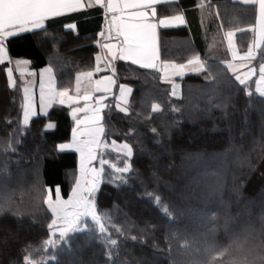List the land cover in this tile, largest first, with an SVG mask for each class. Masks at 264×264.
Masks as SVG:
<instances>
[{"label": "trees", "instance_id": "1", "mask_svg": "<svg viewBox=\"0 0 264 264\" xmlns=\"http://www.w3.org/2000/svg\"><path fill=\"white\" fill-rule=\"evenodd\" d=\"M162 9L158 15H171V10ZM77 17L78 35L65 32L64 19L49 21L47 33L12 39L9 58L28 60L35 71L51 67L57 89L72 91L75 77L95 68L101 24L96 12ZM254 18L251 6L224 1L218 8L222 29L236 31L239 52L249 47ZM194 50L198 54L187 28L160 30L162 62H186ZM263 57L264 44L255 63ZM207 62L213 73L224 66ZM115 68L116 86L133 91L128 115L117 111L114 95L106 102L111 112L108 107L102 112L108 145L101 150L108 161L104 171L113 182L101 185L97 214L107 231L100 233L86 217L81 230L69 233L66 241L58 235L48 252H33L34 264L46 256L48 264H264V97L253 83L247 89L251 96L239 91L226 70L231 84L190 74L174 80L173 96L172 85L159 72L123 61L115 62ZM14 78L17 89L9 86L6 68L0 65V207L10 204L16 218L23 220V230L0 235V264H23L25 247H44L51 223L45 188L59 185L66 199L78 171L76 153L57 151L70 139V109L54 105L46 116L33 118L26 132L17 131L22 127V91ZM153 105L160 111L153 112ZM47 123L54 127L45 133ZM113 141L116 147L130 141L133 159L138 156L152 167L125 174L126 183H121L112 166L121 167L124 157L114 150ZM152 172L155 176L149 179ZM210 185L215 194L206 198ZM211 216L216 219L210 222Z\"/></svg>", "mask_w": 264, "mask_h": 264}, {"label": "snow or ice", "instance_id": "2", "mask_svg": "<svg viewBox=\"0 0 264 264\" xmlns=\"http://www.w3.org/2000/svg\"><path fill=\"white\" fill-rule=\"evenodd\" d=\"M164 0H14L16 5L21 7H12L0 14V65L7 69L6 75L8 83L11 88L17 89V81L13 77V69L7 67L11 64L9 58L8 43L23 34L47 33L49 31L48 21L63 17L67 14H76L88 9H95L103 17L104 27L98 32L101 39L96 41V47L107 50L106 54H96L95 71H101V63H104L105 69L110 70L113 76L116 73L114 61H125L131 65H135L140 69L153 70L162 73V80L165 83L172 84V95L176 96L175 77L183 79L186 75H201L204 74V79L210 78L220 80L223 79L231 84L232 81L225 75V70L232 74L234 81L240 86L239 91L245 92L246 95L251 96L248 91V83L252 76L255 75L256 69L250 68L247 73L241 74L240 65L234 63L235 60L241 61L254 60L255 51L260 44L264 42L253 43L252 47L244 56H239L233 48L232 31L226 32L228 47L232 52V60L224 62L222 69L212 72L206 59L197 54L194 50L186 62H162L160 51V30H169L177 27L187 25V21L183 14H173L171 16L161 17L158 15V6ZM241 3L247 5L250 0H240ZM264 3V0H261ZM203 7V5H201ZM178 12H182L179 7ZM65 32H73L78 35L77 24L74 21H68L61 25ZM115 41V43H111ZM111 57V59H109ZM17 68L21 64L27 65L28 61H17ZM247 67V65H244ZM44 73H51V68H46L41 76L40 84V113L45 116L47 113L43 112L45 107L55 103L57 100L61 105L66 103L65 98L68 97L67 91L57 92L54 82L49 76L48 90L45 91L43 83ZM34 73L29 72L28 75ZM93 72L84 73V77L91 79ZM25 73L20 71V76ZM81 76L76 77L77 88L79 93ZM115 81L112 76H106L103 80L97 81V90L103 91L105 94L111 90ZM103 86V87H101ZM22 102L20 105L22 112V127L18 128L19 132H26L30 127V122L33 118L38 116L35 107V100L30 83L25 81L22 84ZM257 92L264 97V64L259 68V81L257 83ZM132 88L125 85L119 87V97L115 105L117 111L128 115L130 109L128 107V98L131 96ZM83 99L87 102L92 99L89 95H84ZM105 96H101L96 100L95 105H86L84 108H77L71 112L72 118L76 127L72 132V139L70 143H60L57 146L58 152H64L66 149H73L79 154V172L80 179L76 181L75 188L72 189L71 196L67 204L61 200L60 186H55L54 190L50 187L45 188L46 198L44 203L47 205L51 213V223L48 224L49 239H46L43 244L44 247L37 249L31 245L25 247L23 264H34L35 257L32 253L35 252L40 255L41 252H48L50 247H55L57 240L55 237L57 233L62 242L66 241L69 233L81 230V224L84 218L90 217L98 226L100 233H105L107 229L101 222L100 216L97 214V194L101 191L103 183L112 184L111 175H105L104 166L108 163L105 159L102 149H107L108 145L104 141L105 127L102 123L104 117L101 113L105 107ZM153 112L160 111L158 105H153ZM178 111V109H174ZM83 112L85 116L83 119L78 117V113ZM51 123H47L43 131L46 133L53 129ZM153 133H157L156 128H152ZM135 134V130H133ZM153 139L159 143L157 136ZM112 147H116V142L113 141ZM119 153L124 157L123 165L121 167L112 166L115 171L120 173L121 183H126L125 174L133 172L139 173L140 168H144L147 172L152 165H148L147 161L141 160L138 156L134 160L135 155L134 146L131 142H123L119 148ZM155 160V157H153ZM94 162H98L99 167L95 166ZM137 165V167H134ZM147 166V167H146ZM155 176V172L151 173L149 179ZM54 195V200H53ZM143 198V197H141ZM157 199H159L157 195ZM73 208L74 211L69 212L68 209ZM212 211L211 209L209 210ZM12 213L13 218L8 219V214ZM16 213L12 210L11 205L0 207V235H9L14 231L17 235L23 230V220L16 218ZM215 216L210 217V222L215 220ZM210 230L214 228L210 227ZM136 239V237H132ZM110 243L116 245L117 241L111 239ZM237 243L238 241H234ZM54 255L52 259H54ZM36 264H48L47 256L36 261Z\"/></svg>", "mask_w": 264, "mask_h": 264}, {"label": "crops", "instance_id": "3", "mask_svg": "<svg viewBox=\"0 0 264 264\" xmlns=\"http://www.w3.org/2000/svg\"><path fill=\"white\" fill-rule=\"evenodd\" d=\"M182 1H184V0H164V2L158 6L157 10L160 11L161 7H162L163 8L162 10H164L163 11L164 13H166L165 9H167V10L172 11V12L170 11L171 15L183 14L185 16V19L187 21V25L183 26V27L187 28V30L189 32V36L191 38V41L193 42L195 47L198 49V54L201 55L202 58L208 59V61L209 60L219 61L223 64H224V62L232 60V52L228 47L227 38H226V32H228V31H225L222 29V27L220 26V22L218 20V8L224 3V1H230L232 3H237V4L242 5V6H251V7L255 8L254 23L249 28V32L251 35V41L249 43L248 49L245 52H239L237 50V46L235 43L236 31H232L234 33L233 48L238 53V55L244 56L249 51V49L252 47L253 43L258 44L260 42H264V3H262L261 0H250V2L247 5L241 3L240 0H189V2H187V4L180 5ZM173 4H178V7L183 11L178 12L176 10L178 7L174 8ZM201 5H203V7H201ZM21 6L22 5H16L14 3V0H0V14H3L6 10H8L12 7H21ZM94 12L98 13L97 10H95V9H88V10H85V11H82V12L76 13V14H67L63 17L56 18L55 20L64 19L62 22L63 24L71 20L77 24L78 23L77 19H75L73 17H77L80 15L81 16H91L92 14H94ZM171 15L163 14V15H161V17L171 16ZM99 17L101 18V24L99 26V29L97 30V34L104 27L103 17L100 14H99ZM50 21H53V20H50ZM177 28H181V27H177ZM77 29H78V26H77ZM97 34H96L97 40L101 39ZM114 42L115 41H112L111 43H114ZM262 47H263V44H260L257 47V49L254 53L255 57L257 56L258 52L262 49ZM106 52H107L106 49L103 50V52H102V50L99 48V52H98L99 54H106ZM109 59H111V57H109ZM11 61L12 62H11V64H8V67H11L13 69V77H15V76L18 77L19 82H20L21 87H22L24 79L20 76L21 70H20V68H17L16 62L17 61H24V60L20 59V60H11ZM117 61H120V60L114 61V65H115V62H117ZM123 62H125V61H123ZM234 63L236 65H240L239 71L241 74L247 73L250 68L256 69V73H255V75L252 76L249 83H253L254 89L257 92L256 88H257V83L259 81V68H260L261 64H264V57L258 63H255V59L250 60V61H241V60L237 59L234 61ZM245 64L247 65V67L244 66ZM21 66H24L26 70L27 69L32 70L30 68L31 65H30L29 61H28L27 65L21 64ZM101 66L104 67V63H101ZM46 68H51V67L47 66V67L41 68L37 71L33 70V72L35 73V75L33 76V87L36 90H39V93L35 94L38 116L39 115L45 116L43 113H40L38 104H39V100H40V84H41L40 73H42L44 71V69H46ZM95 68H96V65H95ZM95 68H94V70H92V72L94 74L90 80L85 78L84 75H81L82 73L77 75V76H81V80H80V84H79V88H80L79 93H77V91H76V88H77V83H76V77L77 76H76L75 81H74V88L72 89V91H67L68 97L65 98L66 103L64 105H61L60 103H53V104H50V106L47 108V111H46L47 114H48L49 110L54 105H60V106H63V107L70 109L69 114H70V117L74 123V126H73V129L71 131V135H70V139H69L68 143L71 142L72 132H73L74 128L76 127L75 122L72 118L71 112L76 110L78 107H81L86 102L83 99L84 95L91 96L92 99L89 100L88 102H90L94 105L96 103V100H98L101 96H105V101H104L105 105H106L107 100H109L113 95L115 97V103H117V101H118V97L120 94L119 93L120 85L116 86L117 83H116L115 75L113 76V73L108 69L96 72ZM6 71H7V69H6ZM83 73H86V72H83ZM159 73L161 74V77H162V73L161 72H159ZM49 76H51V78L54 82V86H55L56 91L57 92L61 91V90H58L56 87V79H55L54 72H53L52 68H51V73H44V75H43V83H44L45 91L47 92V90H48ZM106 76H112L115 83L112 86L111 90H109L105 94L103 91L97 90V81L103 80ZM177 78H180V77H175L174 80ZM85 83L86 84L88 83L89 87H85ZM170 85H172V84H170ZM101 87H103V86H101ZM114 92H115V94H114ZM101 115H102V113H101ZM84 116H85V113H83V112L78 113L79 118L83 119ZM65 151L74 152V153H76V155L78 157V160H77L78 161L77 162V166H78L77 170L78 171H77V178H76V181H77V180H79V173H80L79 172V154L77 152H75L73 149H66ZM74 186H75V184H74ZM71 191H70V193H71ZM53 200H54V197H53Z\"/></svg>", "mask_w": 264, "mask_h": 264}, {"label": "rangeland", "instance_id": "4", "mask_svg": "<svg viewBox=\"0 0 264 264\" xmlns=\"http://www.w3.org/2000/svg\"><path fill=\"white\" fill-rule=\"evenodd\" d=\"M98 54H99V53H98ZM206 60L208 61V59H206ZM100 67H101V71L105 70V67H103V66H100ZM20 70L23 71V72L25 73L24 76H21V77L24 79V82L27 81V82L30 83L31 86H32V91H33L34 100H35V107H36V111H37V106H36L37 104H36V97H35V94L39 93V90H36V89L33 87V76L35 75V73L33 72V70H28V69L26 70L24 66H21V67H20ZM29 72L34 73V74H33V75H28ZM83 74H84V73H82L81 75H83ZM24 82H23V83H24ZM125 86H127V85H125ZM85 87H89V84H88V83H87V84L85 83ZM127 87H129V86H127ZM128 99H129V98H128ZM55 103H59V101L57 100ZM86 105L91 106V105H94V104H92V103H90V102L87 101V102H85L81 107H78V108H84ZM49 106H50V105H49ZM49 106H48V107H49ZM38 107H39V110H40V100H39ZM48 107H45V108L43 109V112H44V113H46ZM119 148H120V146L115 147L114 150H116V151L119 152ZM79 179H80V173H79ZM211 187H212V186L210 185V188H207V190L204 192V193L206 194V198H207L208 196H212V195L215 194V190L212 189ZM73 188H75V186H74ZM71 192H72V191H71ZM70 196H71V193L68 195V197H67L66 199H61V200H62L65 204H67V201H68V199H69ZM74 210H75V209H73V208H69V209H68L69 212L74 211ZM57 236H58V233H57ZM248 249H249V246H248V247H245L243 250H244V252H246V251H249Z\"/></svg>", "mask_w": 264, "mask_h": 264}, {"label": "water", "instance_id": "5", "mask_svg": "<svg viewBox=\"0 0 264 264\" xmlns=\"http://www.w3.org/2000/svg\"><path fill=\"white\" fill-rule=\"evenodd\" d=\"M115 43V42H114Z\"/></svg>", "mask_w": 264, "mask_h": 264}]
</instances>
